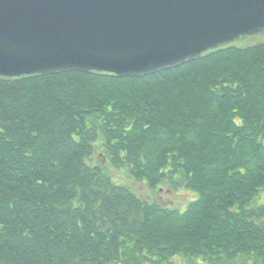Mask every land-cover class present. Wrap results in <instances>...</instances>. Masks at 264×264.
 Masks as SVG:
<instances>
[{
  "label": "trees",
  "instance_id": "obj_1",
  "mask_svg": "<svg viewBox=\"0 0 264 264\" xmlns=\"http://www.w3.org/2000/svg\"><path fill=\"white\" fill-rule=\"evenodd\" d=\"M163 188L197 197L179 210ZM263 191L264 45L0 79V264H264Z\"/></svg>",
  "mask_w": 264,
  "mask_h": 264
},
{
  "label": "water",
  "instance_id": "obj_2",
  "mask_svg": "<svg viewBox=\"0 0 264 264\" xmlns=\"http://www.w3.org/2000/svg\"><path fill=\"white\" fill-rule=\"evenodd\" d=\"M264 45V0H0V79L143 77Z\"/></svg>",
  "mask_w": 264,
  "mask_h": 264
},
{
  "label": "rangeland",
  "instance_id": "obj_3",
  "mask_svg": "<svg viewBox=\"0 0 264 264\" xmlns=\"http://www.w3.org/2000/svg\"><path fill=\"white\" fill-rule=\"evenodd\" d=\"M104 163L106 164L105 160ZM110 173L112 174L113 180H115L117 183H127L126 185L131 186L142 197L147 199L151 198L152 193L144 183L130 180L123 172H118L111 169ZM157 195V198L160 200V202L166 203L169 207L177 208L179 210H184L187 207L189 201L197 197L196 192L193 193L187 189H180L176 192H173L169 190V188H163V190L158 192ZM259 202L264 203V191L261 194Z\"/></svg>",
  "mask_w": 264,
  "mask_h": 264
}]
</instances>
